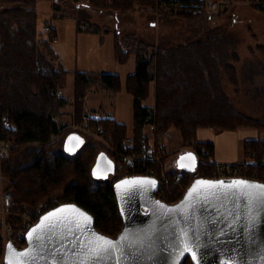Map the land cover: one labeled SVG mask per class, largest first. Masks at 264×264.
Here are the masks:
<instances>
[{"label": "trees", "instance_id": "obj_1", "mask_svg": "<svg viewBox=\"0 0 264 264\" xmlns=\"http://www.w3.org/2000/svg\"><path fill=\"white\" fill-rule=\"evenodd\" d=\"M188 1V0H187ZM89 6L107 11L128 12L149 5L156 8V0H90ZM0 9V118L8 115L11 127L0 125L2 138L15 141L18 148L2 160L3 171L10 181L8 189L16 201L27 204L39 219L41 207L49 210L61 203L76 202L95 218L97 229L117 236L123 227L114 184L122 177L116 168L108 177L97 176L94 165L100 152H106L114 161V153L101 146L96 139L84 136V144L74 154L65 149L67 125H61L57 116L70 103L62 94L67 86L69 70L60 61L52 41L56 35L44 36L38 30L36 0H1ZM257 9L264 11V6ZM163 10V9H161ZM165 11V10H164ZM172 11V10H171ZM227 13V12H226ZM193 20L204 21L209 16L202 12H175ZM99 24L90 23L86 30L100 32ZM116 58L125 63L136 55V69L125 82V89L134 97V135L130 142L128 126L114 117H90L85 99L95 85L121 91L122 77L117 73L77 71L74 98L76 122L86 123L124 149L140 150L151 143L144 133L148 125L155 129V141L165 142L169 131L178 129L184 144L194 145L201 154L213 157L215 144L198 137L199 129L238 130L243 127L264 132V117L257 118L233 107L222 91L220 67L224 66L233 84H239L237 69L230 60L238 61V54L230 59L226 38L209 35L190 46L174 49L153 47L144 41H123L116 33ZM136 42V43H135ZM132 46L131 49H127ZM130 48V47H129ZM264 53V46H260ZM155 94V106L144 103ZM57 136L56 139H54ZM244 153L250 158L241 174L246 178L264 181V137L249 138L244 142ZM238 165V164H236ZM219 165L199 162L191 171L169 172L170 183L165 197L177 202L184 194L179 184L188 187L200 176H218ZM160 175V174H159ZM181 175L179 181L176 176ZM60 193L58 200L54 195ZM11 220L20 228V216L13 209ZM3 252L0 224V255ZM183 264H194L187 256Z\"/></svg>", "mask_w": 264, "mask_h": 264}, {"label": "rangeland", "instance_id": "obj_2", "mask_svg": "<svg viewBox=\"0 0 264 264\" xmlns=\"http://www.w3.org/2000/svg\"><path fill=\"white\" fill-rule=\"evenodd\" d=\"M89 1L36 0L38 30L42 31L46 24L53 25L58 39L53 40L52 45L63 66L69 70L67 86L62 90V94L70 99V103L59 114L61 125H67L66 128L70 130L67 136L70 132L77 131L86 134L88 138L96 139L101 146L109 148L110 140L98 133L99 131L88 126L85 122L75 121L74 86L77 71L114 72L122 77L124 88L114 92L100 84H95L88 91V96L85 99L86 113L90 117L110 116L126 123L128 138L130 142L132 141L134 97L125 89V82L126 76L136 69V55L132 54L125 63L116 58V33L121 36L123 41L127 38L132 41L134 39L136 42L144 41L150 45V51L153 50V47L168 50L190 46L196 40L204 39L209 35L226 38L232 43L228 48L230 59L233 54H238L239 57L238 61L230 60L236 66L239 84L238 86L233 84L228 73L224 71V66H221L219 69L222 91L233 107L257 118L264 117V53L260 48V46H264V11L254 6L237 4L226 11L227 13L208 15L209 17L202 21L179 16L173 14L171 10L157 6L154 8L141 4L145 8L117 12L91 7L87 4ZM138 2H142V0ZM1 6L0 0V9ZM90 23L99 24L101 31L86 30V26ZM49 35L46 32L44 34L46 37ZM126 47L127 49L132 48L127 44ZM144 103L155 106V97L151 95L144 100ZM243 128H247L243 131L248 130L253 135L264 137V132L258 129ZM223 131L225 130H214L215 133ZM154 132L155 129L152 125H148L144 129V133L147 134L151 143L155 141ZM56 138L57 136L54 139ZM166 144L170 154L162 163L166 172H172L168 166L175 156L180 151L193 148L194 145L184 144L180 131L175 128L169 131ZM157 168L158 172H161L160 164L157 165ZM184 168L187 171L193 170L188 167ZM9 181L1 162L0 187L9 190L7 185ZM178 188L180 189V187ZM60 196L61 194L57 193L53 199L58 200ZM46 204L47 202L41 207L42 211ZM27 208L31 211L29 207Z\"/></svg>", "mask_w": 264, "mask_h": 264}, {"label": "water", "instance_id": "obj_3", "mask_svg": "<svg viewBox=\"0 0 264 264\" xmlns=\"http://www.w3.org/2000/svg\"><path fill=\"white\" fill-rule=\"evenodd\" d=\"M84 140L81 133L70 132L65 141L66 151L76 153ZM181 159L182 166L196 168L197 160L191 152H183ZM93 170L97 176L108 177L116 171V165L106 152H100ZM136 180L155 181V184L122 183ZM197 181H247L264 185V181L246 177L200 176L177 202L170 203L158 197L159 179L155 176L119 178L114 188L124 223L117 236L97 229L94 216L78 203L65 202L42 214L32 227L37 228L50 213H57L45 222L54 224L53 228L46 227L29 239L31 229L23 248L9 243L7 263L19 264L23 260L27 264L32 260V264H80L87 260L89 242L96 234L113 241L127 234L122 245L118 242L125 254L115 252L97 264H117V261L119 264H183L187 256L194 264L197 260L199 264H237V261L260 264L257 256L264 249V207L248 202L239 192L233 194L222 186L197 185ZM194 186L197 192L188 198ZM250 208L251 215L256 217L255 228L249 227ZM74 209L91 217V222L86 224ZM37 236L42 239H36ZM185 243L196 253L195 259L185 249ZM20 253L28 256L21 257Z\"/></svg>", "mask_w": 264, "mask_h": 264}, {"label": "built area", "instance_id": "obj_4", "mask_svg": "<svg viewBox=\"0 0 264 264\" xmlns=\"http://www.w3.org/2000/svg\"><path fill=\"white\" fill-rule=\"evenodd\" d=\"M139 1V0H138ZM156 6L159 8H165L174 12H184L192 10V12H202L207 15L221 14L229 11L234 5L242 4L254 7L264 6V0H156ZM42 30L48 34H53L54 28L51 24L43 26ZM54 40H57L55 35ZM11 127L12 124L8 118V115H4L0 118V125ZM126 145L124 149H119L118 146L108 144L109 149L114 153V162L116 168L120 170L122 177H128L131 175H150L159 179V188L157 195L159 198L164 199L167 185L170 183L169 172H166L163 167L164 159L170 154L167 144L165 142H152L144 146L140 150H129ZM18 147L15 141L2 138L0 135V163L6 157H8L13 150ZM185 151L191 152L197 162H213V157H207L206 154H201L198 150L188 148ZM215 161V160H214ZM216 162V161H215ZM220 172L216 177H244V167L248 164L245 163H218ZM161 165V172H158L157 165ZM238 164V165H236ZM160 174V175H159ZM181 175L176 176V180L181 179ZM255 179V178H251ZM263 181V180H261ZM180 193L186 191L188 187L183 184H179ZM28 206L23 203L20 204L16 201L13 193L10 190H6L4 187H0V224L2 226V238H3V255L0 257L1 264H8L6 260V250L9 243H13L18 248H23L27 243V235L36 224L37 220L33 213L27 208ZM15 210L20 216V228L17 230L14 222L11 220V211ZM48 210H41V215Z\"/></svg>", "mask_w": 264, "mask_h": 264}, {"label": "snow or ice", "instance_id": "obj_5", "mask_svg": "<svg viewBox=\"0 0 264 264\" xmlns=\"http://www.w3.org/2000/svg\"><path fill=\"white\" fill-rule=\"evenodd\" d=\"M125 185L130 184H155V181L149 180H136V181H124L122 182ZM197 185H207L210 188H215L216 186H222L225 189H230L233 194L239 192L240 196L245 197L246 200L250 203H259L262 207H264V185H256L247 181H232V182H224V181H197ZM197 192V187H193L188 194V198H191L193 193ZM181 207V206H178ZM63 211V210H60ZM80 217H83L84 221L87 223L91 222V217H88L85 213H80L79 210H75ZM250 219H249V227L255 228L256 217L251 215V208L249 209ZM57 213H50L49 216L44 217L41 223L34 228L29 233V239L33 238V234L37 233L40 230L53 228L54 224H47L46 221L51 220L52 217L56 216ZM36 239H42L41 236H37ZM127 239V234L122 235L118 238V241L110 240L106 237L95 235V239L89 242L88 252H87V260H83L80 264H97L98 261H102L105 256L111 257L113 253L120 252L121 255H124V251L122 247L118 246L119 244H123V242ZM131 247V245H129ZM185 249L191 253L192 257L196 258V253L192 251L190 247H188L187 243H185ZM21 257H27L28 253H20ZM34 259V258H33ZM257 260L260 261V264H264V249L261 250V253L257 256ZM19 264H24V261H20ZM27 264H32V260H28ZM119 264V261H117ZM197 264H199V260H197ZM237 264H244L242 261H237Z\"/></svg>", "mask_w": 264, "mask_h": 264}, {"label": "crops", "instance_id": "obj_6", "mask_svg": "<svg viewBox=\"0 0 264 264\" xmlns=\"http://www.w3.org/2000/svg\"><path fill=\"white\" fill-rule=\"evenodd\" d=\"M55 33H56V30H55ZM152 95L153 97H155L154 90H152ZM87 96H88V93H87ZM60 119H61V116L60 115L57 116L58 122L62 124L60 122L61 121ZM243 129H247V128H240L238 130H225L220 133H215L214 128H201L199 129L198 137L200 140H203V141L214 142L215 144L214 160L216 162L218 163H239L243 161H250V158H248L244 153V142L249 138H263L261 137V135H258V136L255 134L253 135L251 132H248V130L243 131ZM182 153L183 151H180L179 154L176 155L175 158L172 160V163L169 164L168 168H170L171 171H180V172L187 171L184 168L185 166L181 165ZM243 153L244 155H242Z\"/></svg>", "mask_w": 264, "mask_h": 264}, {"label": "bare ground", "instance_id": "obj_7", "mask_svg": "<svg viewBox=\"0 0 264 264\" xmlns=\"http://www.w3.org/2000/svg\"><path fill=\"white\" fill-rule=\"evenodd\" d=\"M9 156H10V155H9ZM9 156H8V157H9Z\"/></svg>", "mask_w": 264, "mask_h": 264}]
</instances>
